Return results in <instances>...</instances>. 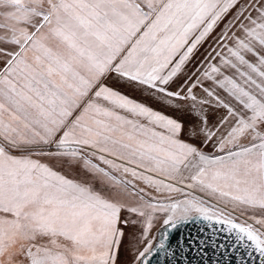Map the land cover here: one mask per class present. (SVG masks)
Masks as SVG:
<instances>
[{
	"label": "snow or ice",
	"instance_id": "snow-or-ice-1",
	"mask_svg": "<svg viewBox=\"0 0 264 264\" xmlns=\"http://www.w3.org/2000/svg\"><path fill=\"white\" fill-rule=\"evenodd\" d=\"M196 216L264 264V0H0V264H151Z\"/></svg>",
	"mask_w": 264,
	"mask_h": 264
},
{
	"label": "water",
	"instance_id": "water-1",
	"mask_svg": "<svg viewBox=\"0 0 264 264\" xmlns=\"http://www.w3.org/2000/svg\"><path fill=\"white\" fill-rule=\"evenodd\" d=\"M159 229L155 235L162 238L167 233L169 255L164 250L153 253L148 257L151 264H262L259 253L237 244L235 232L229 233L226 225L216 223L215 219L196 216L175 227L163 225Z\"/></svg>",
	"mask_w": 264,
	"mask_h": 264
},
{
	"label": "rangeland",
	"instance_id": "rangeland-1",
	"mask_svg": "<svg viewBox=\"0 0 264 264\" xmlns=\"http://www.w3.org/2000/svg\"><path fill=\"white\" fill-rule=\"evenodd\" d=\"M205 47H207V45H205ZM201 51H203V49H201ZM124 91L126 92V94H128V95H130V96H132V97H134L136 99H143V96L137 91H133V90H130V89H124ZM148 102L152 103L151 101H148ZM153 106L157 107V108L160 107V105L154 104V103H153ZM210 150H211L210 147L208 149H206V151H210ZM185 191L189 192L192 196H197V197L204 196L205 198H207L204 193H201L198 190L185 189ZM162 226H163V218H161V220L159 222H157L155 227L153 228V230H152L153 235H155L157 229H159ZM129 239H130V237L126 236L125 242H124V248L125 249L128 247ZM121 259L130 261L131 260V255L128 254L127 252H125V251H122Z\"/></svg>",
	"mask_w": 264,
	"mask_h": 264
}]
</instances>
